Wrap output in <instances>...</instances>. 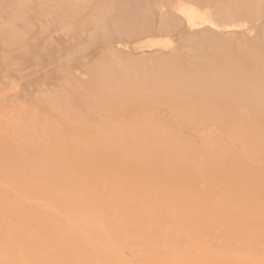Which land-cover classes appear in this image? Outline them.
I'll return each instance as SVG.
<instances>
[{"label": "rangeland", "instance_id": "374dc122", "mask_svg": "<svg viewBox=\"0 0 264 264\" xmlns=\"http://www.w3.org/2000/svg\"><path fill=\"white\" fill-rule=\"evenodd\" d=\"M252 53H264V0H0V236L45 220L92 264H240L241 254L264 264V224L231 232L199 199L202 179L205 197L218 189L219 146L234 141L225 125L241 121L248 132L250 116L264 115L254 97L247 108L231 100L212 67H231L236 80L253 70L254 86L264 57ZM257 138L244 159L245 177L257 180L252 190L233 186L244 217L264 216ZM141 220L149 225L128 232ZM30 250L17 255L23 264L42 256ZM68 264H80L77 254Z\"/></svg>", "mask_w": 264, "mask_h": 264}, {"label": "bare ground", "instance_id": "6f19581e", "mask_svg": "<svg viewBox=\"0 0 264 264\" xmlns=\"http://www.w3.org/2000/svg\"><path fill=\"white\" fill-rule=\"evenodd\" d=\"M221 13H223V12H221ZM187 16L190 20V23L193 24V26H194L195 24H194L193 20L199 16L197 11H195L194 9L193 10L190 9L187 11ZM233 28H236V27H233ZM252 51L254 52V50H252ZM257 52H259V51H257ZM254 53H252L251 55H258V57H260L259 55H263V57H264V53L263 54H258V53L254 54ZM255 57L256 56L252 57V59H254ZM260 59H264V58H262V56H261V58H259V60ZM259 63L261 64V62H259ZM253 66H254V63L252 65V67ZM257 66H258L257 63L255 62V67H257ZM190 67H192V66H190ZM212 69L214 71H217V72H222V74L219 75V77L217 79L219 80V82H221V86L224 89L228 88V90L234 94V97H231V100L239 99V101H240L239 107L240 108H247L245 105H250V103H252L251 100L253 99V97H254L253 102H257L258 107L264 105V81H261L259 84L252 86L251 85V80H252L251 78H252L253 70L250 73L249 72H242V73H245L243 78L236 80V79H232V77L237 76V73L233 72L231 67L229 68V70H223V69H221L220 65L216 64L215 67H212ZM261 69H260V71L264 72V69L263 68H261ZM221 70H223V71H221ZM241 82H245V85H241ZM199 86L200 85L198 84V87ZM196 90H195L196 91L195 94L200 96L201 95V89L197 88ZM238 90H239L240 97H238L236 95V92H238ZM224 101H226V100H224ZM247 102H249V103H247ZM228 107H230V106L228 105ZM229 111L230 110H228V108L225 109V112H229ZM250 121H251V123L249 124L250 128H255V130L253 129V130H251V132H250V128H249V130H247L248 132L243 131V125H240V126L238 125L241 123V121H240V123H237V125H236V122L229 123V124L225 125L228 128V131L230 129V131L229 132L227 131V132L232 133L228 137V139L234 140V141H229L230 147H227L224 145L219 146V151L221 152L220 153L221 157L219 158V161H221V164H219V165L217 164V166L214 165L216 167L215 171L218 172L217 173L218 176L216 177V182H217L216 184L217 185L212 184V186L215 185L218 189L216 192L213 193L212 196H210V197L206 196L205 197L203 195L205 184L207 183V180H203V179L201 180L202 182H204V186L202 184V186L200 188L201 193H200L199 199L202 201V202L200 201V203L201 204L205 203V207H206V205H208V209H205V210H207V211L211 210L212 211L211 213L217 214L218 216H224V217H226V219H229L228 224L230 223L234 227L233 229L230 230L231 232H234V231L240 232L243 229H247L250 227H252L251 228V230H252L255 225L256 226L258 225L256 223H259L260 225L264 224V216L263 215L261 216V213H259V215L253 214V216L249 215L247 217L240 215L241 210L243 208V207H241L242 203L240 202V200L242 201V199L240 197L241 193L240 192L238 193L239 189H236L235 187H233L236 185V182H238V183L240 182L241 188L243 189V192L245 189L252 190V187L254 186L255 181L257 180V179L253 180L254 176H248V178L245 177V174L247 172L249 173V169H248L247 165L245 164L246 161H244V159L257 152L254 149L255 142L258 141L257 137H259V139L261 137H264V134L262 133V131H264V115H262L260 118L250 116ZM253 132H255V133H253ZM251 133H253V134H251ZM237 134L241 135V138L248 135V137L245 140V143L243 142L242 144H240V143L237 144V141L235 140V139H238ZM253 136H254V138H253ZM205 139H206V137H205ZM204 145L206 148L207 144L206 143L202 144L203 147H204ZM261 145H263V144L261 143ZM179 149H180V147H179ZM222 156H224V157L222 158ZM212 165H213V163L210 164V166H212ZM251 173H253L252 170H251ZM260 178H261L260 181H262V178H264V175L260 176ZM250 179H252L253 181H251L250 184L248 185L247 182ZM185 182H186V180L179 179L175 183H176L177 187H183L184 186L183 184ZM245 183L249 187L248 186L244 187ZM172 184H173V182H170V181L165 182L161 185L162 186L161 188H162V190H164V192L169 191L170 188L173 187ZM176 186H174V187H176ZM262 196H264V195H262ZM219 199L221 201L223 200L224 205L220 208L212 209L214 206L217 205V204H214L213 202L218 203ZM226 202H229V203L225 204ZM85 205H86V202H85V204H83L81 206V210L88 209L87 206H89V205L88 204H87V206H85ZM228 205H230L232 207L228 208ZM192 206H195V204L192 203ZM225 206H227L226 209L224 208ZM235 207L237 208L236 212H235ZM242 211H244V210H242ZM6 214L9 215L8 212ZM233 214H235V215H233ZM221 218H223V217H221ZM244 218H246L245 219L246 221L244 220ZM133 221H134L133 219L130 220V223ZM216 221H217V219H216ZM137 222L138 221H135V223H134L135 225L130 224V226H129L130 230H128V232H131V233L137 232L139 229L141 230L145 226L149 225V224H147L149 222H147L145 220L144 221L141 220L139 224ZM33 223H35V225H28V224L18 225V224H16L12 228V231L14 230L12 233V234H14L13 236H6V237L0 236V251L1 252H7V254L11 253V255L12 254L15 255L13 257L7 258V260H5L2 255H0L3 258L0 260L1 263L6 261L9 264H23L24 260L21 257L19 258L17 255L24 256L23 254L25 252H28V251L31 252L30 249L33 248L36 251L41 252V254H42V256H39V255H37L36 257L32 256L33 258H35L34 264H39V263L46 264V263H44L45 260H47L46 262H51L53 264H68L70 261H72L73 259L76 258V254L78 256V261L80 262V264H92L91 259L89 257L90 255H86L83 253H82V255L79 254V251L81 250L80 243H77V242L72 243L71 242L72 237H68L66 235H61L64 233H59L58 230H56V229L61 228V225L59 223L56 226L55 225L51 226V225L45 224V220H41V222H33ZM201 223L204 224V220H202ZM137 224H138V226H137ZM214 224H215L214 222H209L207 224V226L209 225V226H212V228H217V227L220 228V226H217L216 224H215L216 226H214ZM105 225L107 226L106 223H105ZM86 226H88L87 228H89V229H86V231L88 230V234H93L94 232L91 230L89 225H85L84 227H86ZM23 227H24V229H23ZM110 227H112V226H110ZM173 227L179 229L178 226L176 227V224H175V226L173 225ZM225 228H228V226H226ZM108 229L112 230L113 228H106V230H108ZM218 229H216V230H218ZM116 230H119V229H116ZM213 230L215 231V229H213ZM227 230L229 231V229H227ZM37 231L43 233L41 240H38V235L35 234V232H37ZM105 231L98 229L95 234H103V232H105ZM253 231H255V229H253ZM227 232L222 233V234H226ZM84 233L85 232H83V234ZM95 234H94V236H95ZM257 235L258 234L251 236V240L255 241V238L257 237ZM259 239H261V238H259ZM207 241H209V239ZM204 243H206V241ZM199 244L200 243H198V245ZM207 244L208 243H206V245ZM238 245L240 247V245H241L240 241L238 242ZM201 247H205V245L201 246ZM62 250L67 251L66 252V259H64L61 255ZM261 250L264 251V241H262V243H261ZM170 251H174V250L172 249ZM46 255H53L55 260L49 261L48 259H46V257H45ZM224 256L225 255L223 253V257ZM247 256H249V255L241 254L240 259H239V263L240 264H255L257 259L255 257H253V259L247 260ZM259 262L262 263L263 259H260Z\"/></svg>", "mask_w": 264, "mask_h": 264}]
</instances>
